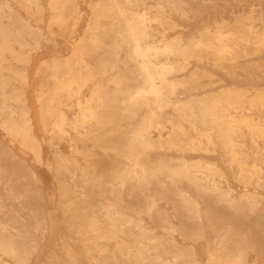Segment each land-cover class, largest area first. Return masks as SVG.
<instances>
[{
    "label": "bare ground",
    "instance_id": "bare-ground-1",
    "mask_svg": "<svg viewBox=\"0 0 264 264\" xmlns=\"http://www.w3.org/2000/svg\"><path fill=\"white\" fill-rule=\"evenodd\" d=\"M42 44L67 54L35 69L39 140ZM258 76L264 0H0V130L52 173L61 211L45 264H264V89L231 83ZM10 149L0 264H32L51 197Z\"/></svg>",
    "mask_w": 264,
    "mask_h": 264
},
{
    "label": "rangeland",
    "instance_id": "rangeland-1",
    "mask_svg": "<svg viewBox=\"0 0 264 264\" xmlns=\"http://www.w3.org/2000/svg\"><path fill=\"white\" fill-rule=\"evenodd\" d=\"M81 11L84 14H88V7L87 4H81L80 6ZM21 15L25 16L23 12H21ZM46 18V15H45ZM46 20V19H45ZM45 20L44 22L40 23L38 26L45 30ZM194 25L193 22H190L187 27L183 30L184 33L189 32L191 30V27ZM181 29V28H180ZM66 42V41H65ZM67 54V51L64 52L62 50L58 49H53V47L49 44H42L41 48L33 54V59L31 62V67L28 68V81L30 84V90L28 92V105H29V111L31 112V122L33 123L34 126V132L39 140L42 138H45V136L42 133V130L39 125V120H38V104L35 103L34 101V84L38 83V80L41 79V76H37L35 74V69L37 66H39L40 63L42 62H47L50 60L52 57H57L61 58L64 55ZM212 72V71H211ZM210 72V73H211ZM215 79H222L225 83H227V78L216 71H213ZM213 73H211L213 75ZM43 78V77H42ZM48 80V78H46ZM232 84L238 85L241 89H248L251 86H253L255 89H264V79L256 78V80H249L245 78H238V81L232 80ZM33 89V90H32ZM47 142H43L42 145V159L43 163H47L52 160L54 156V150H50L49 147L46 145ZM0 145H4L11 151H13L14 155L18 157V159H21L24 161L27 165H29L34 172L37 173L42 179V182L44 183L46 187V193L49 194L51 197V203L47 204L46 210H47V217L49 220L53 221V225H51L52 231L50 232V235L52 236L51 239H45L41 241V245L39 247L38 252L36 253V258L34 259L32 264H45L47 255L50 252H56V251H61V211L59 207L56 205L57 201V193L55 191V181L53 178V175L51 172L46 171L47 169L44 167V165H37L33 162L32 156L28 153H24L19 149V145L16 143L11 142L0 130ZM87 146H90V142H87ZM55 147V146H54ZM57 150L61 151L63 154L68 155L70 154V150L65 144V142H61L59 145L56 146ZM191 158V156L189 157ZM206 159V158H205ZM230 187L234 189L236 192L239 191V186H237L235 183H231ZM52 195V196H51ZM161 206L165 208V210L169 213L172 214V208L170 205H165L164 203H161ZM180 241V239H179ZM203 245V243H201ZM259 248L256 250L257 254L262 255L259 253ZM263 255H264V249H263ZM255 256V252L253 254H250V258H253Z\"/></svg>",
    "mask_w": 264,
    "mask_h": 264
}]
</instances>
